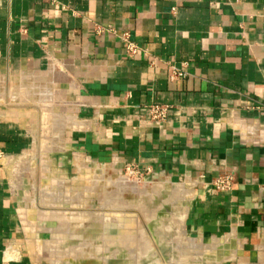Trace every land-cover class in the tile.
<instances>
[{
    "label": "crops",
    "instance_id": "0c3cea01",
    "mask_svg": "<svg viewBox=\"0 0 264 264\" xmlns=\"http://www.w3.org/2000/svg\"><path fill=\"white\" fill-rule=\"evenodd\" d=\"M33 89L48 146L70 127L90 159L184 179L186 234L216 239L202 260L264 264V0H0L3 156L35 142ZM64 116L72 127L54 130ZM222 176L232 188L214 192ZM25 209L0 176V264H32L18 249Z\"/></svg>",
    "mask_w": 264,
    "mask_h": 264
},
{
    "label": "rangeland",
    "instance_id": "374dc122",
    "mask_svg": "<svg viewBox=\"0 0 264 264\" xmlns=\"http://www.w3.org/2000/svg\"><path fill=\"white\" fill-rule=\"evenodd\" d=\"M27 86H28V84H27ZM22 93H24V92H22ZM40 95H41L40 91L33 89V99L31 100V102H30V100H28V102H27V105H29V107H27V110L34 111L35 115H36V116L32 117V119L34 121V126H33L32 130H33V135H34V140H35L33 146L30 147L29 150L25 151L23 154H20V155L14 156V157L2 156L1 163L3 166L0 170L1 171L0 176L2 178H6L7 180H9V182H11V185L14 186V189L18 192L20 209H23V208L24 209L25 208L30 209L31 207L34 208V212H32L33 211L32 210L31 211L32 213L30 215L27 214L24 217H22L23 220L20 216V225L18 226V231L20 233V242L18 244L19 245L18 246L19 252H20V254L27 256L31 260L32 264H56V263L52 262L46 256H43V254L45 253L44 250L42 252L40 250V253H43L42 255L39 254V251H37V249L35 250L34 246L31 245L30 240H33L37 244L40 243L39 245L44 246V247L46 245L48 247V249L50 248V250L51 249L56 250V248H57L59 250V252H62V253L64 251H69L68 249H73V248L79 247V246L86 247V248H84V250L81 251L84 255H86V257H82L83 258L82 260L83 261H89L91 264H102L103 261L101 260V258L99 256H96V258H95V256L93 257V255L89 254V253H91V250L94 247V244L92 243V241L93 240L97 241V239H94V238L91 239V238L86 237L89 234L87 230L89 228L88 223H90L91 220L89 221V219L88 220L85 219L83 221L84 226H81V225H78L79 220L71 219L68 216L67 217L68 221H66V224H67L66 228L68 229V231H67V233L65 232L66 233V234H64L65 237H63L64 235L55 234V233H51V232H43V231H36V232L33 231V236H32L30 234L32 231L30 229V227H32V225L30 226V224L33 223L32 221L34 220L37 227H40V228L47 227V228H52V229L54 228L55 229L56 227H58V225H59L58 221L56 219L50 217V213L58 210L57 207H51L56 203V201H57V203H58V201H61V205H59L60 207L58 206V208H60V209H63V210L64 209L65 210L72 209V210H76L77 212L78 211H81V212L85 211L86 213L87 212L91 213V212H95V211H99V210L102 211L103 209L107 210L108 204H110L111 206H113V208L109 205L110 208L107 210V212H109L108 217L112 218L113 215H114V217L115 216L120 217L121 213H124V209L128 207V206L125 207V205H124L123 206L124 209L122 210V208H121L122 202L124 201V202L128 203L130 200L134 201L135 199L138 198V197L134 196V194H132L131 191H129L127 189V190L123 191L124 193L122 192L123 194H121L122 197L120 198V201H121L120 207H118L119 204L118 205L116 204L117 205V207H116L115 204L112 205V203H107L108 199L112 200L111 194L114 192V189H115V192L117 190L116 184H113V183H116L117 181H119L122 178H123V180L125 179V180H129V181L136 180L134 182H138V183L145 182V183H159V184H161L163 186V189H161V191H160L161 193L159 192L160 195L158 194L156 197H158V199L161 202L163 200H165V201L167 200L165 203H167L169 200H171L169 202L170 206L173 207V209L176 212H181V211H183V209H185L186 210L185 213L187 215V210L189 208V203L191 202L192 194L188 193L189 197L186 198L185 200L184 199L182 200V198L177 196V195L176 196L173 195L174 197L168 195V194H170L171 190H175V189H177V187H182L183 189H189L190 190L189 186H191V185L187 182L185 184L184 179H180V178L178 179V178H175L171 175L158 173V172H156V170H152V169L151 170L149 169V171H147L146 169H141L136 164H131V163H126V164L117 163L116 164L115 162L111 163L110 161L105 162L103 159H101L99 161H96L95 159H90L88 157L89 154L85 150H83V147H80V148L74 147V146H71L69 144V142H67V140H68L67 135L69 134L70 127H67V128H69L68 131H67V129H64L65 131L63 130V132L60 134V136H57L56 138H54L52 135H50V138L53 137V138H51V142H53V143H51V145L49 147L50 149L47 150L46 153L42 152L44 163H43V165H41L42 161H40L41 158H40V154H39V150H41V148H40V146H38V144H39V141L41 140L44 132H43V128L39 122V113H38L40 111L41 105L43 104V102L41 101L42 98H40ZM22 103H24V102L22 101ZM37 103L38 104L40 103V105H38ZM17 104H21V100H18ZM47 104H49V103H47ZM20 110H23V107L20 108ZM49 126H50V124H49ZM72 129H74V128H72ZM68 138H69V135H68ZM43 166L47 169L45 170L46 172H44V175L41 176L40 171L42 169H44ZM97 168H98V170L104 171L103 174L105 175V178H107V179H105L106 182L107 181L113 182L112 184H109L111 186H107L108 184L105 185L104 184L105 181H104L102 183L98 182L99 184L98 183L95 184L96 188L94 186H91V185H90L91 187H88V186H86L84 179L79 178L80 175L86 174L87 170H90V171L93 170V172H94V170H96ZM56 180L57 181L61 180L64 183L63 186H60V188L58 190V194H60L61 197L59 198L60 195H58L56 193L53 196L52 195L49 196V198L51 197L50 199L48 198L49 201L45 200L46 202L45 201L43 203L40 202V194L41 193L39 192V186L40 185H42L43 187L47 186L51 190L52 185L55 184ZM50 185H51V187H50ZM113 185H115V186H113ZM86 187L89 188L88 191H87ZM92 187H93V189H92ZM71 188L74 190H72ZM84 188L86 190H84ZM66 189H68V191ZM77 189H79L80 192ZM82 189H83V191H82ZM94 189L96 190V192ZM97 189H99V190H97ZM111 189H112V192H111ZM167 190H168V192H167ZM59 191H60V193H59ZM73 191H76L75 193H77V191L80 193L77 196V198L78 197H79L78 199L82 198L81 199V200H83L82 202H80L81 200L78 201L76 199V195H72V194H74ZM64 192L66 193V195L64 194ZM101 192L102 193L105 192L106 195L104 194L105 196H103V194ZM82 193L85 194L86 196H84ZM67 194L68 195L70 194L69 197L71 199L68 198ZM80 195H82V197ZM88 195H89V197H87ZM72 196H74V197H72ZM146 196L148 197V195H146ZM57 198H58V200H57ZM64 198L66 201L68 198V201L65 202ZM122 198L125 200H123ZM72 199H74V200L76 199V201L74 202V200H73V202H72ZM105 199H107V200H105ZM128 199H129V201H128ZM84 201H86V202H84ZM105 202L107 203V205ZM72 203H74L75 205H72ZM184 203H186V205ZM114 206H115V208H114ZM153 206H156V204H153V205L152 204L151 205L146 204V207H144V212L147 213V211H149V208H151ZM185 206H187V207H185ZM130 207H128V209H125V211H127V214H128V212H130V214L132 216L133 215L137 216V218L139 220H143V217H144V215H143L144 212L142 210L143 208L141 210L139 209L141 211V213L139 212L140 214H137V213H135V211H137V209L134 210L135 209L134 206H133L134 208L132 207V209ZM52 208H53V211H51ZM118 208H119V210H118ZM116 211H117V213H116ZM119 211H120V213H119V215H117ZM37 212L39 214H41V216L43 215L44 217H38L39 215ZM111 212H112V214H110ZM99 213L101 214V212H99ZM113 213H115V214H113ZM127 214L125 212L124 214H122V217L124 215L126 216ZM186 215H184L183 222L185 221ZM141 217H142V219H140ZM135 221L136 220H134V222ZM25 225H27V226H25ZM76 225H78V226H76ZM25 227H27V228H25ZM32 229H33V227H32ZM100 231H102V230H100ZM177 231H178L177 229H171V230L167 231L166 236H164V239L168 238L169 234H172V236L176 235L178 233ZM28 232H29V235H28ZM157 234H158L157 232L154 233V237H158ZM146 235L148 236V238L151 237L150 239H152V233L149 230H146ZM186 235L188 238H193L191 236V234H186ZM200 242L204 243L202 241H200ZM162 244H161V246H167L170 249V251L172 252L170 254L168 252H165V256L169 255L168 259L169 258L171 259L175 254L172 251L174 245L172 243L170 244V240L164 242L163 245ZM204 244H207V243H204ZM10 249L15 250V248L12 246H10ZM154 252H155L154 253L155 258L153 259V262L156 264L164 262V253H162L160 246L155 245L154 246ZM237 259H239V258H237ZM237 259H235V261H231V262L226 261V262H223L221 264H236L238 261ZM104 260H105L106 264H108V261H106L107 259H104ZM118 260L120 261L121 258H119ZM119 261L114 263V264H121V263H119ZM57 263H59V262H57ZM60 263H62V261Z\"/></svg>",
    "mask_w": 264,
    "mask_h": 264
},
{
    "label": "bare ground",
    "instance_id": "6f19581e",
    "mask_svg": "<svg viewBox=\"0 0 264 264\" xmlns=\"http://www.w3.org/2000/svg\"><path fill=\"white\" fill-rule=\"evenodd\" d=\"M56 120L57 121H55V123L53 122V124L51 126V127L54 126V130L57 128L61 129V128L69 126V125H71V127H72V125L74 124L73 117H69V116L68 117L64 116L61 118L59 117ZM77 122H79V121H77ZM56 132H57V130H56ZM43 141H42V138L39 141V146L41 148V150H39V154H40V158H41L40 161H42L41 165H43V163H44L42 155H43V153H46V151L48 150L47 148L50 147L45 143L47 141H45V142H43ZM43 168L44 169H42L40 171L41 176L44 175V172H46L45 170L47 169L44 166H43ZM103 172L104 171H102V170H98V168L96 170H94V172H93V170L92 171L87 170L86 174L80 175L79 178L84 179L86 186H88V187L94 186L95 187V184H97L98 182L102 183L105 181V179H107V178H105V175L103 174ZM134 181H136V180H134ZM134 181H132V180L129 181V180H125V179L123 180V178L120 179L119 181H117L116 183H113L110 181L109 182L105 181V183H104L105 185L108 184L107 186H111L109 184L113 183V184H116V187H117L116 192L114 189V192L111 194L112 200H109V199L108 200L105 199V200H107V203H112V205L115 204L116 207L119 204L118 207H120L121 206L120 205V202H121L120 198L122 197L121 194L124 193L123 191L128 189L129 191H131L132 194H134V196H136L138 198L137 199L134 198L135 199L134 201H131V200L129 201V199H128V201H129L128 203L123 201L122 206H121L122 210L124 209L123 208L124 205H125V207L131 206L130 207L131 209L134 206L135 207L134 210L137 209V211H135V213L140 214L141 213L140 210L142 208H143L142 210L144 212V207H146V204H148V205L156 204V206L149 208V211H147V213L142 212L144 215V217L141 215L143 217V220H139L137 218V216H134V215L132 216L130 214V212H128V214H127V211H125V209H128V207L124 209V213L126 212V214H127L126 216L124 215L122 217V214H124V213H121L120 217H116V216L114 217V215H113V217L110 218V217H108L109 212H107V210L110 208L109 207L110 204H108L107 210L103 209L102 211L99 210V211H95V212H91V213L90 212L86 213L85 211H82V212L78 211L77 212L76 210H72V209H70V210L60 209V208H58V206L61 205V201H58V203L56 201V203L51 207H57L58 210L53 211V208H52L51 211H53V212L50 213V217H52L58 221V224H59L58 227H56L55 229L54 228L52 229V228H47V227L41 226L42 228H40V227H37L35 221L33 220L32 221L33 223L30 224V226L32 225V227H33V229H32V227H30V229L32 230L30 234L33 236V231L34 232L43 231V232H51V233H55V234L64 235L68 231V229L66 228V226H67L66 221H68L67 217L69 216L71 219L79 220L78 225H81V226H84L83 221L85 219H87V220L89 219V221L90 220L92 221V222L90 221V223H88L89 228L87 231L89 234L86 237L91 238V239H93V238L97 239V241L96 240L92 241V243L94 244V247L91 250V253H89V254L93 255V257L95 256V258H96V256H99L101 258V260L103 261L102 264H106L104 259H107L106 261H108V264H114V263L119 261L118 260L119 258H121V260L119 261V263H121V264H156L153 262V259L155 258L154 246L155 245L161 246L162 243L164 244V242L169 241V240H170V244L172 243L174 245L172 251L175 254L171 259L169 258L168 262H162V263H157V264H212V260L217 261V257H216L217 253L215 255L213 254V256H214L213 259L207 258L208 262H206V263L204 262V260H202V258H203L202 256L204 255V250H213V248L215 246L214 244H215L216 239L213 238L214 240L211 243L204 244V243H201L200 241H198L194 238H188L186 235L185 225L183 222L184 215H186V213H185L186 210L183 209V211H181V212H176L173 209V207L170 206L169 202L171 200L168 199L169 201L167 203H165L167 200L166 201L163 200L161 202L158 199V197H156L159 194V192L161 191V189H163V186L161 184H159V183H145V182L138 183V182H134ZM63 184H64L63 181H61V180L57 181L56 180L55 184L52 185L51 190L47 186L43 187L42 185H40L39 186V192L41 193L40 194V202L43 203L45 200H48L49 196H51V195L53 196L56 193L58 194V190H59L60 186H63ZM113 186H115V185H113ZM50 187H51V185H50ZM88 187H86L87 191L89 189ZM68 189H66V190L68 191ZM92 189H93V187H92ZM72 190H74V189H72ZM77 190L79 191V189H77ZM84 190H86V189L84 188ZM97 190H99V189H97ZM78 191H77V193H75L76 191H73L74 194H72V195H76V199L79 201L82 198L81 199H78L79 197L77 198V196L80 194L79 193L80 191L79 192ZM82 191H83V189H82ZM65 192H64V194L66 195ZM95 192H96V190H95ZM111 192H112V189H111ZM167 192H168V190H167ZM189 192L190 191L183 189L182 187H177V189L171 190L170 194H168V195H170V196H173V195L176 196L177 195V196L181 197L182 200L183 199L185 200L188 197L187 193H189ZM59 193H60V191H59ZM102 194H103V196L106 195L105 192H103ZM58 195H60V194H58ZM83 195L86 196L85 194H83ZM146 195H148V197ZM67 196H68V198H70L69 197L70 194L69 195L67 194ZM80 196L82 197V195H80ZM60 197H61V195L59 196V198ZM72 197H74V196H72ZM87 197H89V195ZM68 198H67V201H68ZM76 199L75 200L72 199V202H73V200L75 202ZM57 200H58V198H57ZM64 200H65V198H64ZM123 200H125V199H123ZM67 201L65 200V202H67ZM82 201L83 200H81L80 202H82ZM84 202H86V201H84ZM107 203H106V205H107ZM184 204L186 205V203H184ZM72 205H75V204L72 203ZM115 206H114V208H115ZM111 207L113 208V206H111ZM185 207H187V206H185ZM118 210H119V208H118ZM31 211L34 212L33 207H31L30 209L26 208L25 210H21L20 213H21V216L24 217L27 214L30 215L32 213ZM99 212H101V214ZM116 213H117V211H116ZM119 213H120V211L118 212L117 215H119ZM110 214H112V212ZM113 214H115V213H113ZM38 215H39L38 217H44L43 215L41 216V214H39V213H38ZM142 217L140 219H142ZM134 220H136V221L134 222ZM78 225H76V226H78ZM25 226H27V225H25ZM25 228H27V227H25ZM171 229H177L178 233L176 235H173V236H172V234H169V237L164 239V236H166V232L171 230ZM100 230H102V231H100ZM146 230H149L152 233V239H150L151 237L148 238V236H147L148 234L146 235ZM156 232L159 234V235L157 234L158 237H154V233H156ZM28 235H29V232H28ZM63 237H65V235ZM226 238H227V236H226ZM30 243L32 246H34L35 250L37 249V251H39V254L42 255L43 253H40V250H41V252L44 250L45 253L43 254V256H46L52 262H55V263L59 262L60 263L62 261V263H66V264H70L72 262L90 263L89 261H83L82 260L83 259L82 257H86V255H84L81 251L84 250V248H86V247L79 246V247H75L73 249H68L69 251H64L62 253V252H59V250L57 248H56V250H54V249L50 250V248L48 249V247L46 245H45V247L41 246V245H39L40 243L37 244L33 240H30ZM8 249H10V247ZM13 252H15V250L8 252V255H11ZM224 252L225 251H223V254H224ZM169 253H172V252L170 251ZM237 260H240V259H237ZM245 260H244V262H242V260H240L239 261V262H241L240 264H246ZM263 260H261V261H263ZM259 262H260V260H259ZM215 263H217V262H215ZM257 264H258V262H257Z\"/></svg>",
    "mask_w": 264,
    "mask_h": 264
},
{
    "label": "built area",
    "instance_id": "2783aa9c",
    "mask_svg": "<svg viewBox=\"0 0 264 264\" xmlns=\"http://www.w3.org/2000/svg\"><path fill=\"white\" fill-rule=\"evenodd\" d=\"M126 51L130 53L136 52V46H134L132 43L126 44ZM176 76H184V72L177 71L174 72ZM167 109L166 106L153 104L149 107V115L152 120H162L166 117ZM2 154H0V170L2 168ZM131 166V165H130ZM147 171H149V168H145ZM1 172V171H0ZM233 185V180L230 176H222L217 177L212 181V189L214 192H227L230 191Z\"/></svg>",
    "mask_w": 264,
    "mask_h": 264
},
{
    "label": "water",
    "instance_id": "95a60500",
    "mask_svg": "<svg viewBox=\"0 0 264 264\" xmlns=\"http://www.w3.org/2000/svg\"><path fill=\"white\" fill-rule=\"evenodd\" d=\"M189 197V196H188ZM187 197V198H188ZM160 248H161V250H162V253H164V262H168V256L169 255H166L165 256V252H170V249L167 247V246H160ZM170 254V253H169ZM56 264H66V263H56ZM70 264H89V263H87V262H83V263H79V262H77V263H75V262H72V263H70ZM214 264H217V263H214Z\"/></svg>",
    "mask_w": 264,
    "mask_h": 264
}]
</instances>
